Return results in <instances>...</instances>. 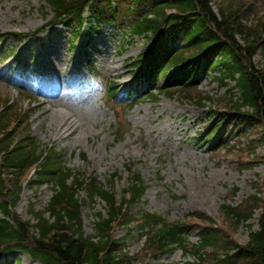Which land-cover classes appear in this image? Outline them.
Wrapping results in <instances>:
<instances>
[{"label": "rangeland", "instance_id": "374dc122", "mask_svg": "<svg viewBox=\"0 0 264 264\" xmlns=\"http://www.w3.org/2000/svg\"><path fill=\"white\" fill-rule=\"evenodd\" d=\"M50 17L51 10L43 0H0V33L12 34L0 39V76L3 77L0 102L10 101L29 109L31 135L43 147H55L74 171L111 183L118 196L128 184L125 166L132 163L148 188L140 203L129 206L130 211L155 212L167 222L197 210L219 225L222 203L236 205L251 194L264 200V161L257 158L264 155V141H251L260 138L261 130L245 127L239 136L226 119H217L220 112L217 99L227 95V87L220 86V81L214 78L218 72H197L199 91L211 96L204 109L176 96H160L156 102L142 101L127 109L130 129L122 140L115 142L114 111L104 102L100 106L91 105L90 98L96 82L107 77L118 80L119 98L123 102H130L134 93L147 92L149 85L143 79L134 82L132 92L128 90L132 77L130 59L144 48L145 38H131L121 28L94 20L96 24L91 29L85 27L72 44L68 30L48 24ZM13 33L27 35L16 37ZM171 44L179 47L182 42ZM46 48L52 51L45 52ZM53 52L59 61L46 57L45 53L51 56ZM42 56L47 64L58 68L55 84L59 90L55 96L47 93L51 97H43L37 92L49 70L46 63L41 64ZM254 61L264 66L261 54L255 55ZM39 67L47 71L42 79L37 78ZM69 70L72 72L68 77ZM22 75L28 83L26 87L20 86ZM162 82L153 78L150 85ZM17 87L36 95V100L29 101L20 95ZM53 116L68 120L73 133L59 137L62 128L51 121ZM217 123L221 126L212 136L211 130ZM216 143L220 144L218 151L213 147ZM235 188L236 194L232 195ZM51 195L48 184L24 185L14 212L21 219L35 223L30 211L43 210ZM78 198L82 200V228L84 233L91 234L94 213L101 211L104 204L100 200L90 202L85 190L79 191ZM259 214L257 211L248 221L252 229L257 228ZM126 232L123 227L116 228L114 236L121 237ZM233 234L241 244L248 239L246 226H240ZM190 240L196 242L197 235L192 233ZM143 241L144 234L132 229L126 250L129 254L137 253ZM7 257L12 264H38L19 252L8 253ZM182 260L181 251L176 250L158 259L146 255L143 260L124 264H179ZM0 264L8 263L0 258Z\"/></svg>", "mask_w": 264, "mask_h": 264}, {"label": "trees", "instance_id": "16d2710c", "mask_svg": "<svg viewBox=\"0 0 264 264\" xmlns=\"http://www.w3.org/2000/svg\"><path fill=\"white\" fill-rule=\"evenodd\" d=\"M46 1L56 21H73L78 27L86 20L82 13L87 6L92 7V15L99 16V19L110 11L115 14L122 10L129 14L137 11L138 15L130 18L129 27L133 34L150 35V48L142 54L148 57L146 70L159 64L163 67L160 71L165 74L174 68V82L181 83L172 92L200 106L210 97L202 95L192 78L204 63V71L219 69L218 79L222 85L226 79L235 84L227 89L228 96L224 95L217 102L224 110L256 124L264 141V66L254 62L258 53L264 58V0H113L120 10L118 7L113 10L108 2L100 8L94 7L95 2L103 0ZM178 38L184 41V45L179 49L171 48L169 42ZM26 121L18 109L0 106L2 261L12 264L7 252L18 250L41 264L129 262L133 257L126 253L125 237L115 238L112 231L115 225L128 227L135 222L140 231L146 229L144 250L152 257L178 248L193 257L192 261L182 264H264L262 198L251 195L236 206L222 204L223 227H215L211 219L204 215L202 218L199 213L172 224L156 214L143 211L137 213L136 219L135 214L129 212L128 205L138 201L144 191L137 176L131 178V187L127 191L129 198L119 201L97 178L73 172L64 165L57 151L42 148L30 136L24 124ZM31 169L33 172L28 175ZM27 184H51L53 189L43 210L30 211L35 223L22 221L12 212ZM81 189L85 190L90 202L100 198L105 204L104 211L94 213L93 233L88 235L82 229L81 201L77 198ZM257 211H260L257 228L252 229L248 221ZM240 226L248 229L244 244L233 236ZM195 229L199 230V239L193 244L188 237Z\"/></svg>", "mask_w": 264, "mask_h": 264}, {"label": "bare ground", "instance_id": "6f19581e", "mask_svg": "<svg viewBox=\"0 0 264 264\" xmlns=\"http://www.w3.org/2000/svg\"><path fill=\"white\" fill-rule=\"evenodd\" d=\"M52 50L51 49H49V48H46L45 49V52H51ZM45 55H46V57L47 58H53V59H55L56 61H59V57L58 56H56V54H55V52H53L52 53V55L50 56V55H48V54H46L45 53ZM41 64L42 65H44V63H48L47 61L45 62V60H44V57L42 56V58H41ZM51 61V60H50ZM47 66H48V73H47V71H43L40 67L38 68L39 69V73H38V76H37V78L38 79H42V77H43V79H44V83L45 84H47V85H50L49 86V89L50 90H56L57 89V85L55 84V82H56V77H55V74H59V72H58V68L56 67V65L55 64H51V65H49V64H47ZM71 72H72V70H69L68 71V77H69V75L71 74ZM76 76V75H75ZM0 79H3V77H1L0 76ZM40 94L43 96V97H45L41 92H40ZM46 118V114L44 115V119ZM54 118V120H52ZM53 118L51 119V121H53V122H55V123H57V127H60V128H62V130H61V132H60V134H59V137H62V135H64L65 133H69V134H72L73 133V129H71L70 128V125H69V121L68 120H61V119H57L56 117H54L53 116ZM59 121V122H58ZM69 136V135H68Z\"/></svg>", "mask_w": 264, "mask_h": 264}, {"label": "clouds", "instance_id": "9594fccd", "mask_svg": "<svg viewBox=\"0 0 264 264\" xmlns=\"http://www.w3.org/2000/svg\"><path fill=\"white\" fill-rule=\"evenodd\" d=\"M106 94V85L103 81L98 80L96 82V89L94 93L91 95L90 104L93 106H100L104 102V96Z\"/></svg>", "mask_w": 264, "mask_h": 264}]
</instances>
